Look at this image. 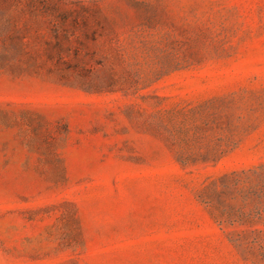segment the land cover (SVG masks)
Listing matches in <instances>:
<instances>
[{
	"label": "rangeland",
	"instance_id": "rangeland-1",
	"mask_svg": "<svg viewBox=\"0 0 264 264\" xmlns=\"http://www.w3.org/2000/svg\"><path fill=\"white\" fill-rule=\"evenodd\" d=\"M0 264H264V0H0Z\"/></svg>",
	"mask_w": 264,
	"mask_h": 264
}]
</instances>
